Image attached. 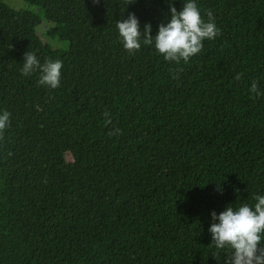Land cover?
Returning a JSON list of instances; mask_svg holds the SVG:
<instances>
[{
  "label": "trees",
  "instance_id": "obj_1",
  "mask_svg": "<svg viewBox=\"0 0 264 264\" xmlns=\"http://www.w3.org/2000/svg\"><path fill=\"white\" fill-rule=\"evenodd\" d=\"M24 1L39 12L0 0V264H225L212 212L264 195V0H195L220 35L179 65L116 27L134 13L154 37L168 0ZM26 52L62 61L59 87L22 75Z\"/></svg>",
  "mask_w": 264,
  "mask_h": 264
},
{
  "label": "clouds",
  "instance_id": "obj_2",
  "mask_svg": "<svg viewBox=\"0 0 264 264\" xmlns=\"http://www.w3.org/2000/svg\"><path fill=\"white\" fill-rule=\"evenodd\" d=\"M94 4L99 0H92ZM135 0H129L134 3ZM128 3V4H129ZM171 17L165 24L161 23L158 32L153 37L152 26L146 23L141 31L140 22L134 13H129L127 19L117 21L116 27L123 47L129 54L141 49V37L144 45L154 43L156 51L166 61L177 65L183 61L187 64L191 57L199 54L203 49L204 40H212L220 35V29L214 22L211 10H208V20L205 21L195 0H186L181 10L168 0ZM62 61L46 59L41 63L36 54L26 52L20 69L22 75L31 76L39 71L37 81L39 86L55 89L60 86ZM240 78L238 73L236 79ZM249 92L261 95L258 83H251ZM11 113L4 110L0 113V139L10 124ZM105 124L111 123L109 112H104ZM119 129H113L109 135H119ZM254 207L242 204L238 208L227 206L218 215L212 212L213 222L208 229L212 235V243L217 249H230L225 258V264H264V195L254 197Z\"/></svg>",
  "mask_w": 264,
  "mask_h": 264
},
{
  "label": "rangeland",
  "instance_id": "obj_3",
  "mask_svg": "<svg viewBox=\"0 0 264 264\" xmlns=\"http://www.w3.org/2000/svg\"><path fill=\"white\" fill-rule=\"evenodd\" d=\"M8 4L11 8L15 10H20L23 8H31L35 12H39V9L36 7H29L27 3L24 0H1ZM110 20V12L106 10H102L97 5H92L90 8L89 16H88V22L91 26L104 29ZM49 26V23L42 18V23L38 28V33L43 40L44 43L51 46L53 49L58 48H66L67 44L64 41H61L58 36H50L47 34V27Z\"/></svg>",
  "mask_w": 264,
  "mask_h": 264
}]
</instances>
